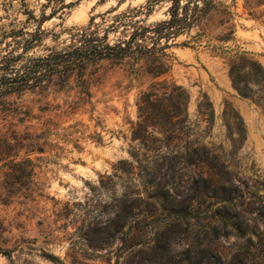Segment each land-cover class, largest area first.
<instances>
[{
	"label": "rangeland",
	"instance_id": "1",
	"mask_svg": "<svg viewBox=\"0 0 264 264\" xmlns=\"http://www.w3.org/2000/svg\"><path fill=\"white\" fill-rule=\"evenodd\" d=\"M150 1L64 0L63 5L74 4L60 11L47 0H0V63L9 41L5 33L40 27L44 37L31 51L40 56L63 48L70 33L92 16L118 6V12L145 9ZM234 5L240 17L234 22V40L226 46L251 54L264 68V0H234ZM168 6V0L155 2L148 23L164 19ZM190 40L181 36L170 50L174 60L167 79L189 95L194 146L208 148L228 165L241 195L236 210L262 232L264 112L236 94L224 59L205 47V40L193 48V43L182 45ZM84 79L89 95L68 74L0 99V264H191L188 258L199 256L200 223L212 222L213 202L198 205L189 225L175 219L155 235L168 218L151 198L156 191L143 185L142 175L113 170L119 161L130 160L136 98L152 79L136 75L128 60L97 62ZM203 96L214 114L209 130L208 123L198 121ZM225 110L230 117L236 112L244 123L242 145L236 135L233 143L227 136ZM181 192L178 187L170 191L174 207L182 206L176 195ZM252 241L251 255L263 254L259 240ZM245 244L234 235L219 243L228 261Z\"/></svg>",
	"mask_w": 264,
	"mask_h": 264
},
{
	"label": "trees",
	"instance_id": "2",
	"mask_svg": "<svg viewBox=\"0 0 264 264\" xmlns=\"http://www.w3.org/2000/svg\"><path fill=\"white\" fill-rule=\"evenodd\" d=\"M63 1L47 0L60 11L74 4L63 5ZM157 1H150L145 9L127 8L118 12V6L92 16L86 26L70 33L63 48L49 49L40 56L31 53L44 37L40 27L32 32L22 29L5 33L9 41L0 63V99L38 89L54 75L65 78L68 74H74L83 92L89 95L84 79L89 67L103 60L130 61L134 73L150 77L152 83L136 98L130 160L119 161L113 170L142 175L143 185L156 191L151 198L161 211L168 213V218L161 227H156L155 235L162 234L160 228L167 230L175 219L189 225L197 207L211 201L215 206L212 222L200 223L199 256L189 257L188 261L191 264H263L264 251L251 255L250 250L256 248L253 237L259 240L260 248L264 247V230L257 232L259 229L244 219V213L236 210L235 202L241 195L228 165L208 148L194 146L187 112L189 95L167 77L174 60L170 50L178 46L179 37H190L182 45L193 43L192 48L205 40V47L224 59L236 94L264 112V68L251 54L226 46L234 40V22L240 17L234 11V0L231 4L225 0H168L165 18L148 23ZM30 18L36 20L32 13ZM41 22L43 18L38 26ZM193 30L195 35H191ZM197 115L199 122L208 123L209 130L214 114L206 96L198 103ZM223 119L230 142L233 143L232 136L236 135L242 145L246 131L241 117L236 112L230 117L225 110ZM191 170L194 172L185 176ZM176 187L184 192L176 193L181 197L182 206L174 207L176 198H172L170 191ZM258 216L264 224V210H259ZM230 235L245 239L246 244L228 261L219 243Z\"/></svg>",
	"mask_w": 264,
	"mask_h": 264
}]
</instances>
